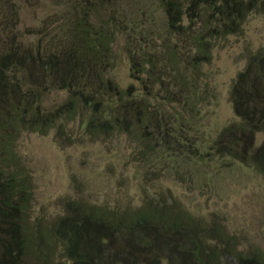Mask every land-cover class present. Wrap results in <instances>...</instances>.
<instances>
[{
	"label": "trees",
	"instance_id": "16d2710c",
	"mask_svg": "<svg viewBox=\"0 0 264 264\" xmlns=\"http://www.w3.org/2000/svg\"><path fill=\"white\" fill-rule=\"evenodd\" d=\"M25 1L43 3L0 0V264H264L218 216L193 215L158 185L209 194L229 171L264 179V50L232 81L235 121L203 124L198 90L215 43L239 35L264 0H55L35 41L19 30ZM53 93L63 101L47 102ZM51 132L66 146H106L121 161L120 174L106 166L117 188L140 197L66 201L50 219L31 218L34 181L18 142Z\"/></svg>",
	"mask_w": 264,
	"mask_h": 264
},
{
	"label": "rangeland",
	"instance_id": "374dc122",
	"mask_svg": "<svg viewBox=\"0 0 264 264\" xmlns=\"http://www.w3.org/2000/svg\"><path fill=\"white\" fill-rule=\"evenodd\" d=\"M42 2H21L19 30H27L26 39L29 41L37 40L39 36L36 34L44 28V21H52L56 16L54 13L58 12L55 0ZM257 50H264V12L250 14L239 35L218 40L211 62L201 67L198 90L201 96H207L202 102L203 124L215 128V124L224 126L236 120L229 101V91L248 56ZM125 69L120 64L118 74L129 83ZM64 95L53 93L47 102L57 101L58 104L63 101ZM71 127L70 130L74 131L75 128ZM208 129L201 128L200 131L209 134ZM74 136H81V132L75 129ZM57 139L51 132L47 137L25 134L18 142V152L27 160L34 181L31 218L50 219L61 212L66 201L109 202L112 205L125 200L126 193L134 198L140 197V192L132 186L128 189L117 188V179L111 178L114 175L106 170V166L115 162V171L120 174L123 169L117 164L121 161L117 158L112 160L106 146L90 141L83 145L66 146ZM126 151L123 149V152ZM132 174L133 169L129 167L124 176L132 177ZM158 185L169 189L193 215L206 220L212 214L218 216L217 222L226 227L231 235L237 236L241 249H260L264 252L263 178L249 172L229 171L219 181L218 191L209 194L206 193L207 189L201 191L196 187L189 190L170 179L161 180Z\"/></svg>",
	"mask_w": 264,
	"mask_h": 264
}]
</instances>
